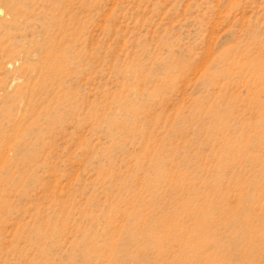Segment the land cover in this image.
<instances>
[{
  "label": "rangeland",
  "instance_id": "rangeland-1",
  "mask_svg": "<svg viewBox=\"0 0 264 264\" xmlns=\"http://www.w3.org/2000/svg\"><path fill=\"white\" fill-rule=\"evenodd\" d=\"M0 264H264V0H0Z\"/></svg>",
  "mask_w": 264,
  "mask_h": 264
}]
</instances>
